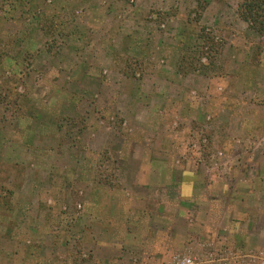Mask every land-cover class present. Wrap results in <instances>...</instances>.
Instances as JSON below:
<instances>
[{
    "label": "rangeland",
    "instance_id": "rangeland-1",
    "mask_svg": "<svg viewBox=\"0 0 264 264\" xmlns=\"http://www.w3.org/2000/svg\"><path fill=\"white\" fill-rule=\"evenodd\" d=\"M243 1L0 0V264H264Z\"/></svg>",
    "mask_w": 264,
    "mask_h": 264
},
{
    "label": "trees",
    "instance_id": "trees-1",
    "mask_svg": "<svg viewBox=\"0 0 264 264\" xmlns=\"http://www.w3.org/2000/svg\"><path fill=\"white\" fill-rule=\"evenodd\" d=\"M240 16L254 31L264 35V0H244Z\"/></svg>",
    "mask_w": 264,
    "mask_h": 264
},
{
    "label": "crops",
    "instance_id": "crops-1",
    "mask_svg": "<svg viewBox=\"0 0 264 264\" xmlns=\"http://www.w3.org/2000/svg\"><path fill=\"white\" fill-rule=\"evenodd\" d=\"M185 188H186V189H188L189 187H188V186H186Z\"/></svg>",
    "mask_w": 264,
    "mask_h": 264
}]
</instances>
